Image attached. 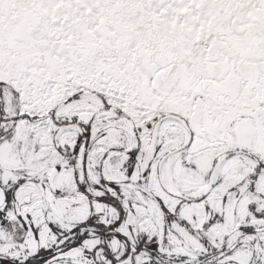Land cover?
<instances>
[{
	"label": "snow or ice",
	"instance_id": "snow-or-ice-1",
	"mask_svg": "<svg viewBox=\"0 0 264 264\" xmlns=\"http://www.w3.org/2000/svg\"><path fill=\"white\" fill-rule=\"evenodd\" d=\"M0 264H264V0H0Z\"/></svg>",
	"mask_w": 264,
	"mask_h": 264
}]
</instances>
